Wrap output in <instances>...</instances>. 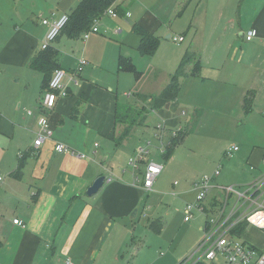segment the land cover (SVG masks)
I'll return each instance as SVG.
<instances>
[{
    "label": "crops",
    "instance_id": "0c3cea01",
    "mask_svg": "<svg viewBox=\"0 0 264 264\" xmlns=\"http://www.w3.org/2000/svg\"><path fill=\"white\" fill-rule=\"evenodd\" d=\"M79 1L0 0V173L4 176L0 187V264H65L67 259L75 264H129L128 260H132L137 252L133 250L132 243L135 229L141 223L138 220L145 215L138 213L149 191L133 182L128 162L137 146L127 144L130 133L116 143L131 148L127 165L115 171L108 164L112 154L114 160L121 155L120 149L114 151V140L108 134L114 133L117 114L130 106L119 103L113 91L97 83L96 73L103 71V67L95 56L80 52L73 58L71 69L80 56L88 61L87 68L80 75L81 81L77 85L68 83L67 96L58 98L54 108L45 112L48 127L52 130L51 138L45 139L39 148L32 145L38 130L37 117L42 113L39 98L46 83L45 74L29 65L31 58L42 52L40 46L46 27L41 19L68 14ZM184 1L164 0L160 21L171 18ZM132 2L117 0L114 5H119L125 13ZM188 7L192 9L189 26L194 27V37L199 22L213 26L214 30L216 26L226 25L225 33L226 30L231 33L230 40L211 51L204 64L199 60L200 68L208 74L202 76L203 79L217 75L223 66L218 61V49L224 48L225 56H231L236 63H242L246 55L248 64L253 66L258 58L255 52L264 45V0H188ZM180 15L176 13V16ZM134 23L155 34L156 29L151 27L148 16L141 15ZM248 29H253L260 40H245ZM171 36L167 35L170 39ZM181 36L180 42L184 41V35ZM63 37L77 40L62 34L52 45L55 42L60 44ZM237 39L241 41L242 51L238 49ZM139 40L140 37L133 32L127 44L137 49ZM52 45L49 48L56 50ZM191 46L192 43L187 50ZM55 53V66L70 71L65 58ZM121 53L135 58V52ZM181 57L180 52L177 60L180 61ZM179 107L176 98L168 108L151 110L156 112L157 122L164 120L169 128L179 125L183 128L187 123V112L182 108L185 114L181 115ZM144 115L146 118L148 112ZM122 123L121 131L126 126ZM99 139H102L101 143ZM57 141L85 153V157L76 158L68 152H56L54 144ZM252 149L246 166L253 173V178L263 169L261 156L264 145H256ZM23 155L22 173L20 178H16L12 173ZM150 160L157 162L152 155ZM172 161L173 157L170 158ZM157 163L161 164V161ZM250 164L255 168L250 169ZM143 166L140 165L139 171ZM100 175L105 176L102 186L87 194L88 187ZM177 184L173 182V188ZM154 188L155 182L152 190ZM176 193L187 196L184 206L194 200L193 186L173 194ZM16 218L24 225L15 224L13 220Z\"/></svg>",
    "mask_w": 264,
    "mask_h": 264
},
{
    "label": "rangeland",
    "instance_id": "374dc122",
    "mask_svg": "<svg viewBox=\"0 0 264 264\" xmlns=\"http://www.w3.org/2000/svg\"><path fill=\"white\" fill-rule=\"evenodd\" d=\"M163 2L164 0H133L123 15L103 14L95 23L99 31L91 33L88 39L83 40L81 33L77 40L63 37L60 44L51 43L58 57L65 58L67 69L73 67L72 60L80 52H87L97 58L103 67V71L96 73L97 83L113 91L119 103L130 106L128 121L131 130L127 144L139 146L150 140L151 155L163 164L155 181V188L146 192L143 198L138 214L145 215L139 218L141 223L135 229L132 244L133 250L137 252L132 260H128L129 264H178L184 257L192 254L204 236L202 228L205 215L195 209L191 219L184 221V200L187 196L173 193L189 189L193 182L203 176H212L219 166L220 174L212 178L211 183L242 186L249 183L253 173L246 166V160L254 146L264 145V45L255 52L258 58L252 67L248 64L246 55L242 63H236L231 56H225L223 48L218 49V61L223 66H220L217 75L203 79L202 76L208 74L200 68L199 76L180 79L177 103L181 106L179 110L183 108L187 112L185 116L188 128L173 146L170 156L161 157L157 149L159 141L155 138L153 129L158 117L148 103H142L138 99V95H157L170 80L179 62L177 56L180 52L182 56L191 43L187 52L196 54L197 58L195 56L187 64V71L192 69L195 60L204 64L211 51L220 45L224 46L231 38L230 31H224L226 25L216 26L214 30L213 26H204L202 22L196 24L197 33L194 37V27L189 26L192 9L185 8L180 16H176L182 5L171 18L160 21ZM141 15L148 16L151 27L156 29L159 44L152 55H142L134 46L127 44L133 36L131 25ZM167 35H184V41L174 42ZM237 40L238 49L242 51L241 41ZM255 40L259 41L260 36L253 38L252 42ZM121 52H135V58ZM202 52L204 53L200 58ZM120 56L129 58L135 70L119 69ZM248 89L253 91V100L250 108L245 109L242 98ZM147 112L146 120L141 121ZM123 125L117 121L114 130L116 139L121 135L120 128ZM101 140L99 139L100 143ZM138 140L140 142L136 144ZM113 142L114 151L120 149L121 155L114 160L112 154L108 164L116 171L127 165L131 148L129 145L121 147V144ZM233 145L238 146L239 150L227 155L226 151ZM172 157L173 161L170 162ZM141 172L136 171V174L140 177ZM173 182L178 183L175 188L172 186ZM156 218L162 220L160 233H154L148 227L149 219L152 221ZM239 238L247 239L257 247L264 245V232L251 225L240 233Z\"/></svg>",
    "mask_w": 264,
    "mask_h": 264
},
{
    "label": "built area",
    "instance_id": "2783aa9c",
    "mask_svg": "<svg viewBox=\"0 0 264 264\" xmlns=\"http://www.w3.org/2000/svg\"><path fill=\"white\" fill-rule=\"evenodd\" d=\"M108 13L116 16L114 6L108 7L104 14ZM68 20V14H62L55 18H42L41 23L46 27L41 49H47L57 38L61 29ZM99 20V19H97ZM97 20L82 33L85 40L91 33L98 32L95 25ZM256 37L253 29H248L245 33V40L249 41ZM174 42H180L181 35L172 36ZM88 61L80 56L76 65L70 71L61 67H56L49 79L48 86L44 88L39 98V107L42 113L37 117L38 130L33 140V147L39 148L41 143L51 138L52 130L48 127L45 112L54 108L58 98L68 94V83L79 84L81 73L87 68ZM181 115L185 114L181 110ZM182 130L179 125L175 128L167 127L164 120H159L154 125V136L159 141L157 148L161 155L167 152L173 140L177 138ZM165 134L167 136L165 137ZM152 144L150 140L136 147L134 154L130 157L128 165L132 170L133 182L140 185L144 191H151L152 186L161 173L163 166L160 163L150 160ZM238 146L233 145L226 151L230 155L238 150ZM56 152H68L76 158H84L85 153L77 151L70 146L55 142ZM143 164L140 177L135 174ZM263 169L245 185H220L213 184L211 180L220 174V166L217 167L212 176H203L192 183L194 189L193 202H187L184 206V221H189L193 211L197 209L205 215L203 224L204 236L192 254L187 256L178 264H264V247L258 248L254 244L240 239V232L251 225L264 232V152L261 156ZM250 169L255 168L250 164ZM106 179L111 180V177ZM4 181V176L0 173V187ZM176 183V182H175ZM15 224L24 225L18 218L14 219ZM244 225L239 234L235 231L238 226ZM65 264H75L67 259Z\"/></svg>",
    "mask_w": 264,
    "mask_h": 264
},
{
    "label": "trees",
    "instance_id": "16d2710c",
    "mask_svg": "<svg viewBox=\"0 0 264 264\" xmlns=\"http://www.w3.org/2000/svg\"><path fill=\"white\" fill-rule=\"evenodd\" d=\"M115 2L116 0H80L75 5V7L71 9V11L68 13V20L64 25V27L61 29L59 35L65 34L71 38L79 37L81 33L89 29V27L94 23L95 20L101 18L105 10L112 5L114 6V9L116 10L117 14L123 15L124 14L123 9L119 5H114ZM187 4H188V0L183 2L181 6L182 8L179 10L177 15H180L184 11ZM131 30L140 37L137 46V50L140 52V54L152 55L153 53H155L159 44V40L152 31H149L147 28H145L144 26L138 23H133L131 26ZM187 51L188 50H186V52L183 53L168 83L163 87V89L157 95L139 94L138 98L143 102H147L151 109L155 110L162 108L167 103H170L171 101H174L177 98L180 90L181 78L198 75L200 69L199 60H195L193 67L190 71L186 70L187 64L190 63L191 60L195 58V55L192 52H187ZM55 55H56L55 50L50 49L48 47L47 49L42 50L41 53L34 55L29 62L30 67H32L35 70L41 71L45 74L46 83L44 84V88L48 86V82L51 77V74L53 70L57 67L55 66L56 64ZM118 67L119 69H134V65L131 63V60L123 56H120L118 59ZM252 97H253V91L252 90L246 91L243 97V107L245 109L250 108L253 100ZM125 109L126 110H124L123 113H118L116 116V122L118 121V122L126 123V126L122 130L121 135L116 139L114 137V133L111 132L110 134H108V137L114 140L116 143L121 142L125 137H127L131 130V124L128 121V113L130 108H125ZM141 119H142L141 121H143L145 119V115H143ZM186 124L183 126L182 130L180 131L179 136L175 138L172 144L170 145V147H168L167 152L163 155L164 157L170 155L175 143L178 141L179 138H181L187 132L188 124L187 125ZM25 155H23L20 158L17 168L12 173V176L16 178H20L22 173L21 169L23 167L22 161ZM162 227L163 226H162L161 218H156L150 221L149 223V228L154 233H160L162 231ZM242 228H244V225L238 226L235 231L239 234ZM184 259L185 258H183L179 262H182Z\"/></svg>",
    "mask_w": 264,
    "mask_h": 264
},
{
    "label": "water",
    "instance_id": "95a60500",
    "mask_svg": "<svg viewBox=\"0 0 264 264\" xmlns=\"http://www.w3.org/2000/svg\"><path fill=\"white\" fill-rule=\"evenodd\" d=\"M169 106V103H167L165 105L166 108H168ZM105 181V176L104 175H100L98 176L93 182L92 184L88 187L87 189V194H92L94 192H96L101 186L102 184L104 183Z\"/></svg>",
    "mask_w": 264,
    "mask_h": 264
}]
</instances>
